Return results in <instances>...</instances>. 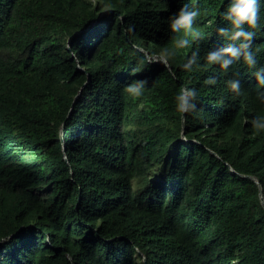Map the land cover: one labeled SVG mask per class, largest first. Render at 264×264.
<instances>
[{
	"label": "trees",
	"instance_id": "trees-1",
	"mask_svg": "<svg viewBox=\"0 0 264 264\" xmlns=\"http://www.w3.org/2000/svg\"><path fill=\"white\" fill-rule=\"evenodd\" d=\"M259 2L257 63L225 72L230 0H0V264H264Z\"/></svg>",
	"mask_w": 264,
	"mask_h": 264
},
{
	"label": "clouds",
	"instance_id": "clouds-1",
	"mask_svg": "<svg viewBox=\"0 0 264 264\" xmlns=\"http://www.w3.org/2000/svg\"><path fill=\"white\" fill-rule=\"evenodd\" d=\"M198 9L188 10V6L184 5L180 8L178 14L172 19L170 27L172 31L179 32L184 29V38L181 41L182 46H188L190 41L187 37H195L197 35L203 36L202 33L193 28V22L199 17ZM223 19L231 21L232 29L221 28L219 32L221 35H227L231 41H242L239 47H234L232 44L221 48L217 52H211L207 56V63L212 65L219 63L220 68L225 72L228 71L229 66L233 64L234 60L243 55V62L249 67L253 68L257 59L255 53L252 51V41L256 36V31L260 28V2L259 0H230L226 11L222 14ZM247 26V28L245 27ZM252 29V30H249ZM151 59V58H150ZM161 61H164V59ZM186 67V65L184 66ZM260 72H264V67L260 68L255 73L259 85L264 86V77L260 76ZM146 81H137L126 87V92L133 97H139L143 94L144 85ZM215 79L205 80V84H215ZM228 86L236 95L241 94V82L238 79H233L228 82ZM198 97V93L189 89L181 90L180 94L176 96L177 111L184 113H192L196 110V105L193 100ZM264 98V94H260ZM253 128L257 133L264 132V117H257L251 121Z\"/></svg>",
	"mask_w": 264,
	"mask_h": 264
},
{
	"label": "water",
	"instance_id": "water-1",
	"mask_svg": "<svg viewBox=\"0 0 264 264\" xmlns=\"http://www.w3.org/2000/svg\"><path fill=\"white\" fill-rule=\"evenodd\" d=\"M184 116H185V113H184ZM261 198H262V200H263V196H262V193H261ZM263 203H264V201H263Z\"/></svg>",
	"mask_w": 264,
	"mask_h": 264
}]
</instances>
